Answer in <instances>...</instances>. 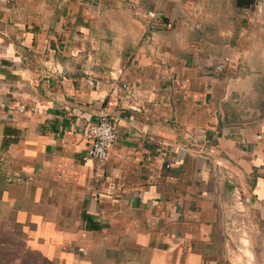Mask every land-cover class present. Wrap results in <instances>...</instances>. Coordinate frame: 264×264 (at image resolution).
<instances>
[{
    "label": "crops",
    "instance_id": "0c3cea01",
    "mask_svg": "<svg viewBox=\"0 0 264 264\" xmlns=\"http://www.w3.org/2000/svg\"><path fill=\"white\" fill-rule=\"evenodd\" d=\"M0 90V264H223L228 199L264 218V0H0Z\"/></svg>",
    "mask_w": 264,
    "mask_h": 264
},
{
    "label": "rangeland",
    "instance_id": "374dc122",
    "mask_svg": "<svg viewBox=\"0 0 264 264\" xmlns=\"http://www.w3.org/2000/svg\"><path fill=\"white\" fill-rule=\"evenodd\" d=\"M1 91V90H0ZM4 94V93H2ZM227 202L223 264H264V218L256 203H244L242 196Z\"/></svg>",
    "mask_w": 264,
    "mask_h": 264
},
{
    "label": "built area",
    "instance_id": "2783aa9c",
    "mask_svg": "<svg viewBox=\"0 0 264 264\" xmlns=\"http://www.w3.org/2000/svg\"><path fill=\"white\" fill-rule=\"evenodd\" d=\"M151 25H155L161 19L156 13H149ZM217 69L221 70L222 66ZM117 121L103 113L96 114L90 119L85 128L86 138L89 140V146L85 157L95 160L99 164L104 163L108 156L109 149L117 139Z\"/></svg>",
    "mask_w": 264,
    "mask_h": 264
}]
</instances>
